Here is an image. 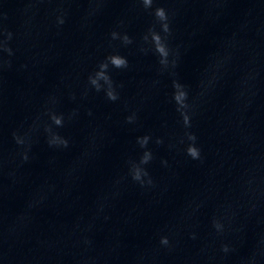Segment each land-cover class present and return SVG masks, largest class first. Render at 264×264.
I'll use <instances>...</instances> for the list:
<instances>
[{"label":"water","instance_id":"95a60500","mask_svg":"<svg viewBox=\"0 0 264 264\" xmlns=\"http://www.w3.org/2000/svg\"><path fill=\"white\" fill-rule=\"evenodd\" d=\"M0 40V264H264V0H0ZM108 57L127 61L106 70L115 101L88 80ZM145 150L141 186L130 168Z\"/></svg>","mask_w":264,"mask_h":264},{"label":"clouds","instance_id":"9594fccd","mask_svg":"<svg viewBox=\"0 0 264 264\" xmlns=\"http://www.w3.org/2000/svg\"><path fill=\"white\" fill-rule=\"evenodd\" d=\"M152 4V0H143V6L144 8H150ZM153 15L158 18V20L161 22V28L163 33L167 34L169 32V26H168V15L164 8H156L153 11ZM57 23L63 24L64 20L62 17H57ZM113 39H121L125 44L131 43L127 35L118 36L116 32H113L112 34ZM151 37V42L154 46V49L156 53L159 55V62L161 65L166 66L168 64V56H169V48L167 47V44L165 43L164 39H162L161 35L155 31L150 30L149 33L144 37L145 40H147ZM11 33H8L5 39H10ZM0 50L7 52L8 55H12V51L10 48H8L5 44L4 40H0ZM111 64L117 68L120 67H127V61L123 58L119 57H108L106 59V62H102L98 66V70L94 72V74L90 75L88 80L90 85L96 90L100 91L102 88V85L100 81L102 80L104 84L107 85V88H105V94L106 97L111 100L115 101L117 100V94L112 88L110 77L107 74V68L108 65ZM173 94L172 99L174 100L175 104L177 105V110L181 112V116L183 119V124L185 127H188L190 125V120L187 112L183 111L188 107L186 101H187V91L185 89V86L178 83L177 81H173ZM48 117L51 120L52 124L56 127H61L63 125V116L60 114H56L54 112H48ZM134 115L127 117L129 123H131L134 120ZM45 132L48 133V139L47 143L50 147L53 146H63L67 147L68 141L64 139L63 137L59 136L55 132L51 131L49 127H45ZM187 146L185 148L186 155L190 157L192 160H199L201 158L200 149L196 144V137L195 135L191 133H187ZM13 138L17 145H25L27 143L26 139L22 135H17L16 133H13ZM149 137L143 136V137H137V143L140 145L141 148H146V145L148 144ZM160 140H157L156 143H160ZM21 159L27 160L28 155L27 152L21 153ZM152 159V153L148 150H145L143 154L140 157L139 164H136L130 168V175L132 180L138 182L141 184V186H144L145 184L151 185L152 180L148 177L147 171L141 167L142 165L147 164ZM162 164L166 165V161H161ZM213 227L216 230L217 233H220L224 229V225L219 220H213ZM192 238L195 239V234H192ZM160 245L164 247L169 246V239L167 236H161L159 240ZM221 251L224 253H228L230 251L228 245H222Z\"/></svg>","mask_w":264,"mask_h":264}]
</instances>
